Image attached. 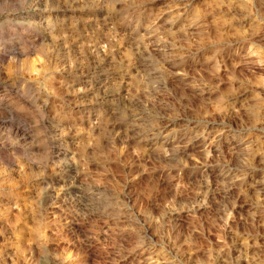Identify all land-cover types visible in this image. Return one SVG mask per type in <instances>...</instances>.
I'll return each instance as SVG.
<instances>
[{
  "label": "clouds",
  "instance_id": "obj_1",
  "mask_svg": "<svg viewBox=\"0 0 264 264\" xmlns=\"http://www.w3.org/2000/svg\"><path fill=\"white\" fill-rule=\"evenodd\" d=\"M0 264H264V0H0Z\"/></svg>",
  "mask_w": 264,
  "mask_h": 264
}]
</instances>
